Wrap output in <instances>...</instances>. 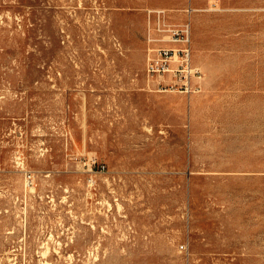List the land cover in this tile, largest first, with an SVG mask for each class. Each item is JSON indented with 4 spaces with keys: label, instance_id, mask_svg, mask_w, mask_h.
I'll use <instances>...</instances> for the list:
<instances>
[{
    "label": "rangeland",
    "instance_id": "1",
    "mask_svg": "<svg viewBox=\"0 0 264 264\" xmlns=\"http://www.w3.org/2000/svg\"><path fill=\"white\" fill-rule=\"evenodd\" d=\"M0 264H264V0H0Z\"/></svg>",
    "mask_w": 264,
    "mask_h": 264
},
{
    "label": "built area",
    "instance_id": "2",
    "mask_svg": "<svg viewBox=\"0 0 264 264\" xmlns=\"http://www.w3.org/2000/svg\"><path fill=\"white\" fill-rule=\"evenodd\" d=\"M152 23H149V41L159 42L151 49L145 71L149 77L157 78L160 88L187 91L192 88V81L199 79L201 73L191 62V24L189 18L180 23L166 20V11L157 9ZM151 22V21H149ZM170 43L172 46H162ZM169 80L165 82L164 76ZM100 169L104 165H99Z\"/></svg>",
    "mask_w": 264,
    "mask_h": 264
}]
</instances>
